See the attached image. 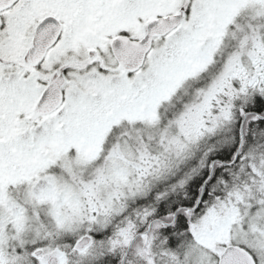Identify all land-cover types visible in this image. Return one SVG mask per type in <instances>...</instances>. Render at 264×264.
I'll list each match as a JSON object with an SVG mask.
<instances>
[{"label":"snow or ice","instance_id":"obj_1","mask_svg":"<svg viewBox=\"0 0 264 264\" xmlns=\"http://www.w3.org/2000/svg\"><path fill=\"white\" fill-rule=\"evenodd\" d=\"M0 264H264V0H0Z\"/></svg>","mask_w":264,"mask_h":264}]
</instances>
